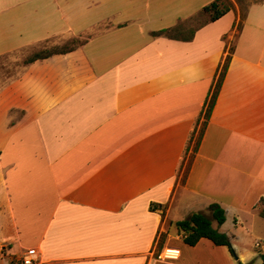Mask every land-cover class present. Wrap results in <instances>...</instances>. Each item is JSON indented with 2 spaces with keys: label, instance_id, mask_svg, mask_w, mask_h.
I'll return each instance as SVG.
<instances>
[{
  "label": "crops",
  "instance_id": "obj_1",
  "mask_svg": "<svg viewBox=\"0 0 264 264\" xmlns=\"http://www.w3.org/2000/svg\"><path fill=\"white\" fill-rule=\"evenodd\" d=\"M212 1L0 0V57L83 39L0 84V264L29 248L35 264L260 260L264 0L247 7L240 29L234 7L190 40L153 34ZM212 202L225 210L212 226L234 255L207 238L185 244L174 224ZM250 237L256 251L235 244Z\"/></svg>",
  "mask_w": 264,
  "mask_h": 264
},
{
  "label": "trees",
  "instance_id": "obj_2",
  "mask_svg": "<svg viewBox=\"0 0 264 264\" xmlns=\"http://www.w3.org/2000/svg\"><path fill=\"white\" fill-rule=\"evenodd\" d=\"M230 9L231 7L225 4L223 0H214L210 2L209 4L205 5L202 8V10L199 12V14L192 16L189 19H186L184 21H181L172 27H168V28L153 32V34L154 35H164L168 38H173V39L182 38L181 36H185L182 34L183 31L185 30L183 28L184 23L190 22L194 20L195 17H198L200 15H205L206 19L203 20V22L199 23L194 28L192 29L190 28L188 35H186L185 38H182L183 40H190L193 37V34L197 28L203 26L207 22H211V21H214L220 18ZM245 15H246V11L245 13L240 15L239 21L236 25L237 29H240L242 22L245 18ZM70 49H67L61 52L46 51V53H42V54L34 53L27 60V62H31L38 58H45L55 53H63ZM232 50H233V46H230L228 48V53L224 59V62L217 75V79L211 89L209 99L205 105L203 120L196 134V138H195L194 145H193V150H196L200 142V139L202 137L207 120L210 117L211 110L214 106L215 99L217 97L223 77L227 70V66H228L229 59H230V53H232ZM192 138H193V134L190 135L189 141H191ZM257 210H258L259 216L264 218V198L259 199L257 203ZM207 211L208 213H204L202 211L192 212L189 215H187L184 219L176 221L174 223L175 226L182 233L183 242L188 245H194L200 238H207L215 245L226 246L229 252L231 253V255H234V251L231 246L229 237L225 233L218 231L216 228L212 226L213 220L217 223V225H221L225 221L224 208L220 206L218 203L212 202L207 206ZM258 257L261 260L260 264H264V252H259ZM237 264H242V263L240 261H237ZM247 264H251V263H247Z\"/></svg>",
  "mask_w": 264,
  "mask_h": 264
},
{
  "label": "rangeland",
  "instance_id": "obj_3",
  "mask_svg": "<svg viewBox=\"0 0 264 264\" xmlns=\"http://www.w3.org/2000/svg\"><path fill=\"white\" fill-rule=\"evenodd\" d=\"M263 0H223V2L229 5L231 8H236L239 12V15L245 13L247 7L256 2H261ZM206 19L205 15H201L200 17H195L194 20L184 23L183 35H188L189 29L194 28L199 23L203 22ZM83 39L81 38H59V39H51L46 43H43L39 46L30 47L28 49L22 51H15L8 55H4L0 57V84L11 77H14L21 70L23 64L27 62V60L34 53H46V51L51 52H61L67 49L73 48L81 43ZM233 40H231L230 46H232ZM203 212V211H202ZM205 213V212H204ZM256 239L253 237L242 239L240 238L238 243L235 242L237 246L242 245L244 248L248 249L250 252L252 250L256 251L257 247L254 246ZM255 247V248H254ZM254 264H260V260H257Z\"/></svg>",
  "mask_w": 264,
  "mask_h": 264
},
{
  "label": "built area",
  "instance_id": "obj_4",
  "mask_svg": "<svg viewBox=\"0 0 264 264\" xmlns=\"http://www.w3.org/2000/svg\"><path fill=\"white\" fill-rule=\"evenodd\" d=\"M255 246H258L256 243ZM177 254L176 249L167 248L164 250V256H175ZM38 259V253L34 248L26 249L17 260L16 264H35Z\"/></svg>",
  "mask_w": 264,
  "mask_h": 264
}]
</instances>
